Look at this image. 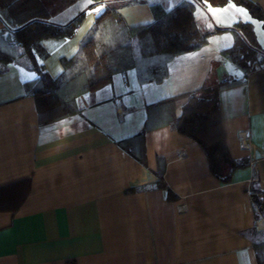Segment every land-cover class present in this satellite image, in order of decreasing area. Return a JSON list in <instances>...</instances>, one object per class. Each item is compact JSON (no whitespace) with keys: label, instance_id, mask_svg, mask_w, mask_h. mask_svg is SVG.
<instances>
[{"label":"crops","instance_id":"1","mask_svg":"<svg viewBox=\"0 0 264 264\" xmlns=\"http://www.w3.org/2000/svg\"><path fill=\"white\" fill-rule=\"evenodd\" d=\"M151 1L103 0L87 9L92 0H40L36 8L57 23L87 9L70 36L43 40L44 67L57 77L62 58L78 51L108 5L122 4L131 26L154 22ZM252 1L264 11V0ZM197 17L225 30L174 57L162 82L142 83L134 68L116 73L81 96L80 113L52 122H40L35 98L26 94L31 73L13 63L0 72V189L25 197L16 210H0V264H258L250 232L259 218L250 190L264 188V69L245 76L224 51L233 46L231 28L240 20L253 23L264 50V26L233 2H200ZM225 76H245L219 93L230 153L249 161L230 182L210 171L196 141L170 126L146 132L145 164L122 148L120 141L144 127L148 105L179 96V115L186 94ZM243 129L250 130L248 150L237 135ZM180 148L187 150L183 159L175 154ZM181 204L187 209L180 211Z\"/></svg>","mask_w":264,"mask_h":264},{"label":"trees","instance_id":"2","mask_svg":"<svg viewBox=\"0 0 264 264\" xmlns=\"http://www.w3.org/2000/svg\"><path fill=\"white\" fill-rule=\"evenodd\" d=\"M40 0H0V72L13 63L31 73L24 80L26 94L35 98L42 124L82 111L80 98L108 84L114 74L134 68L140 82H162L168 75V63L177 55L201 48L208 38L225 29L199 20L200 2L225 6L233 2L245 7L251 16L262 21L264 11L252 0H178L168 7L159 0L150 2L155 21L136 26L127 23L119 8L108 5L80 41L78 51L62 58L63 71L52 77L42 61L49 55L43 40L70 36L92 9L103 0H92L87 9L79 10L66 23L49 19L45 8L35 4ZM231 31L235 42L224 51L245 74L264 69V50L259 46L254 25L250 21L236 22ZM245 76H225L210 81L198 90L186 94L187 102L177 114L179 96L162 99L147 106L142 130L120 145L142 163H146L145 134L170 126L180 134L196 141L205 153L210 171L228 183L237 168L249 165L247 159L233 158L228 147L221 113V90L245 82ZM29 185V181L25 182ZM160 186L165 187L163 183ZM0 189V210H16L24 200L16 195L3 194ZM168 198L173 199L170 189ZM251 200L256 218H264V188L252 185ZM15 201L16 203H12ZM12 203V206L9 204ZM258 264H264V229L251 232Z\"/></svg>","mask_w":264,"mask_h":264},{"label":"built area","instance_id":"3","mask_svg":"<svg viewBox=\"0 0 264 264\" xmlns=\"http://www.w3.org/2000/svg\"><path fill=\"white\" fill-rule=\"evenodd\" d=\"M237 135H238L240 147L246 150L251 149L252 142L250 138V130L249 129L239 130ZM175 154L178 159H183L187 156V150L184 148H180L175 151ZM178 208L180 211H184L187 209V205L181 204L179 205ZM256 226L258 229L263 230L264 229V218H259L256 221Z\"/></svg>","mask_w":264,"mask_h":264},{"label":"rangeland","instance_id":"4","mask_svg":"<svg viewBox=\"0 0 264 264\" xmlns=\"http://www.w3.org/2000/svg\"><path fill=\"white\" fill-rule=\"evenodd\" d=\"M259 46L261 47L260 43L258 42Z\"/></svg>","mask_w":264,"mask_h":264},{"label":"snow or ice","instance_id":"5","mask_svg":"<svg viewBox=\"0 0 264 264\" xmlns=\"http://www.w3.org/2000/svg\"><path fill=\"white\" fill-rule=\"evenodd\" d=\"M97 11L99 12L100 10L98 9Z\"/></svg>","mask_w":264,"mask_h":264}]
</instances>
